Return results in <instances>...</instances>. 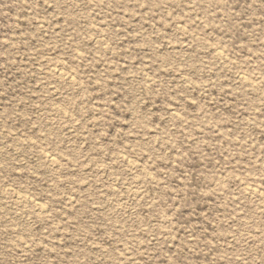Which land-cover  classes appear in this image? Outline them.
<instances>
[{
	"label": "rangeland",
	"instance_id": "obj_1",
	"mask_svg": "<svg viewBox=\"0 0 264 264\" xmlns=\"http://www.w3.org/2000/svg\"><path fill=\"white\" fill-rule=\"evenodd\" d=\"M0 264H264V0H0Z\"/></svg>",
	"mask_w": 264,
	"mask_h": 264
},
{
	"label": "bare ground",
	"instance_id": "obj_2",
	"mask_svg": "<svg viewBox=\"0 0 264 264\" xmlns=\"http://www.w3.org/2000/svg\"><path fill=\"white\" fill-rule=\"evenodd\" d=\"M244 75V74H243ZM240 79V78H239ZM63 112V111H62ZM252 190V189H251ZM251 193V192H250ZM257 195V194H256Z\"/></svg>",
	"mask_w": 264,
	"mask_h": 264
}]
</instances>
